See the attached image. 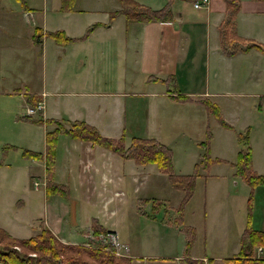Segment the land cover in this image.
Returning a JSON list of instances; mask_svg holds the SVG:
<instances>
[{
    "label": "rangeland",
    "instance_id": "rangeland-1",
    "mask_svg": "<svg viewBox=\"0 0 264 264\" xmlns=\"http://www.w3.org/2000/svg\"><path fill=\"white\" fill-rule=\"evenodd\" d=\"M11 1L18 3L17 0ZM19 1L24 3L23 0ZM95 1L77 0L75 8L71 10L57 8L58 0H30V6L36 9L32 11V24L35 25L33 21H36L38 17H45L47 20L46 32L43 37L50 43L48 59L42 57V52L38 50L37 46L33 50H24L28 53L27 57L10 53L11 50L8 49L5 56L0 53V60H2L0 70L11 71L8 78L14 79L16 71L22 68L28 71V74L34 79H38L37 74L43 73L44 64H46V71L50 77L55 59V55L52 53L55 36L51 32L69 26L70 32L79 36L76 46L84 48L83 52H87V66L80 63L81 65L77 67L76 75L79 76V82H75V87H81L83 85L81 80L89 77L94 79L96 87H102L105 84V75L109 79L110 77L113 79L109 80L112 82L109 86L113 85L119 67L115 54L122 52L123 48H117L115 43L108 49L102 45L107 38L106 34L117 33L123 29V24L112 29L106 27L115 19L112 14L123 8V3L121 0H105L103 5H98ZM190 3L192 2L190 1L188 6L193 8ZM98 25H104V27L94 30ZM188 26L186 25V28ZM196 27L204 29L203 24H196ZM196 34L198 35L197 40L201 43L204 32L201 33V37H199V33ZM2 38L9 42V39L3 35L0 36V42ZM24 40H22V44H24ZM27 47L28 45L25 48ZM198 51L197 60H200V65L203 64V71L202 73L199 71L202 69H196V71L199 74L198 78L202 77L206 80L208 53L206 50L202 53V48ZM82 58L84 59V57ZM131 65L132 57L130 55L127 74L129 77L136 78V73L131 71ZM89 72L92 74H87ZM121 74H123L122 69ZM165 85L168 89L176 92L182 88L175 77ZM140 88L144 89L143 86ZM141 89L127 88L129 93L124 95L122 100L107 97L110 110L107 109L106 113L103 108V100L98 113L97 106L100 102L98 98L96 99L97 95L94 94H85V96L74 94L70 100L75 108L73 109L71 105L69 107L73 109V114L79 118L97 120L96 124L105 128V130H101L98 126L103 135L115 139L123 137L126 146L136 140L134 137L139 139L156 138L167 144L173 151L175 174L197 173L196 163L199 162V174L196 177L190 200L186 205L183 204L187 197V188L182 185V182L174 181L170 172L164 171L155 162L139 164L134 159L133 161L124 158L119 152H115L103 144L76 139L62 133L59 134L56 147L59 166L55 167L54 164L49 169L43 159L44 166L41 163L42 167L38 169L41 180L36 181L35 185L50 196H55L53 207L51 208L52 205L49 204V209H44V211L42 209L43 215L50 218L52 228L66 232L69 237L66 236V240H63L58 233L51 227L49 228L65 243L88 242L93 240V238H89L88 234L90 226L95 223L94 219L99 218L107 228H120L122 231L124 240L121 238V250L117 253L116 249V255L138 254L135 251L137 248L141 250L139 254L158 250V252L168 254L164 258H174L173 255H185L189 244L187 227L194 229L192 232L195 235L193 243L198 237V243L201 245L206 241L207 231H212L213 237H217L226 229L228 232L226 237L231 240L234 237V231H237L241 225V221L238 220H242V223L245 224L249 212L252 222L260 226L264 213V190L250 188L251 186L244 181L243 177L237 174L236 165L231 164L236 168L234 175L224 160H217L219 156L228 155V153L220 151L217 145H213V141L223 137L224 131L231 132V127L222 124L213 107L206 102H204V106L191 109H187L186 105H179L180 110L176 108L174 116L167 115V111H169L167 108L160 109L159 113L151 112L153 96L145 93L138 94L139 91L142 92ZM161 89H163L161 84L149 88L150 91ZM208 95L203 99L211 100L212 96ZM51 98V96L48 98L47 112L50 115H56L54 113L56 111H50ZM64 101L66 100H61V104ZM161 102L166 101L159 100L158 107L163 108L164 104ZM256 103V108L260 112L258 118L263 119L264 107L260 106V100H256ZM0 104V138L5 140L2 141L4 142L2 150L6 152V142L22 146L32 137L34 133L32 129L37 130V127L40 126L30 122H15L12 115L13 105L10 103L9 96H1ZM42 104V107L36 109L39 116L45 114V109H47L46 103ZM28 106L31 107L32 104ZM208 106H210V110ZM25 109L24 105L22 112H25ZM223 109L226 112L225 105H223ZM245 115L246 110L243 108L242 119L245 118ZM241 144H244L243 141H240ZM8 151L11 154L19 153V150ZM21 151H25V148ZM229 155L232 158L236 157V153ZM201 157L203 158L202 162ZM216 161H219L218 164ZM20 163L22 162L20 161ZM219 173L220 176H216ZM222 174L226 175L221 176ZM50 178L58 183L69 182V194L60 189L56 192L44 189L48 187ZM251 195L254 198L250 207L249 198ZM181 215L183 219H180ZM44 221V218L40 221L41 229L45 227L43 226L45 225ZM229 227L230 229H228ZM101 235L103 234L96 233L97 237ZM102 243L99 242V245L102 246ZM18 248L20 249V247ZM205 248L204 243L200 249ZM28 251L31 255L37 254L34 250ZM84 257L88 258L89 255H84ZM133 257L136 263L150 264L154 261L149 256ZM178 258L180 257L175 259L181 264H189L184 261V258ZM207 264L230 263L224 258H216Z\"/></svg>",
    "mask_w": 264,
    "mask_h": 264
},
{
    "label": "crops",
    "instance_id": "crops-1",
    "mask_svg": "<svg viewBox=\"0 0 264 264\" xmlns=\"http://www.w3.org/2000/svg\"><path fill=\"white\" fill-rule=\"evenodd\" d=\"M23 1L24 3L17 0L18 3H14L11 0H0V36H6L9 39V42H6L2 38L0 53L5 56L8 49H10V53L27 57L28 53L24 50H33L37 46L38 50L42 52V57L47 60L50 43L43 37L46 32L47 20L45 17L37 16V20L33 21L35 25H33L31 21V18H33L32 11L36 9L30 6V0ZM76 1L71 10L75 8ZM137 1L153 9H161L170 5L171 16L167 20L139 22L129 21L125 14H119L106 26L112 29L123 24L121 31L106 34L107 38L102 45L108 49L115 43L117 48H123L122 52L115 54L119 67L113 85L109 86L112 83L109 80L113 79L111 77L109 79L105 75L106 80L102 87H96V82L92 77L81 80L83 83L81 87H75V82H79V76L76 75L77 67L81 64L87 66V52H83L84 48L76 46L79 36L70 32L69 26L62 30L73 37L72 40L60 42L56 38L54 39L52 53H54L55 59L50 77L46 71V64H44L43 73L37 74L38 79H34L33 76L28 74V71L22 68L16 71L14 79L8 78L11 71L7 69L0 70V100L1 96L4 95L10 97V103L13 105L12 111L14 114L12 113V115L14 121L18 123L21 121L30 122L40 126L37 127V130L32 129L34 130L32 137L22 146L6 142V152L2 150V143H4L2 141L5 140L0 138V149L2 151L0 154V226L7 229L13 236L27 238L38 233L41 230L40 221L43 218L45 220L43 226L51 227V220L45 214L43 215L42 209L43 211L49 209V204L52 205V208L55 196H50L46 191L43 192L35 185L36 181L41 180L38 169L42 165L44 166L43 163L45 162L43 159L34 158L27 154L28 150L45 153L47 148V122L45 120L34 121V118L40 116L27 113V106L30 104L36 105L39 101L46 103L47 109H45V114L42 115L44 119L48 117L82 119L73 114L75 105L70 99L74 94H83L82 96H85V94L97 95L96 99L98 98L100 102L97 111L99 113L101 101L103 100V108L106 113L107 109L110 110L107 97L122 100V97L129 93V89L126 90L127 88L136 87L141 89L140 87L143 86L144 89H141L142 92L139 91L138 94L145 93L153 96L151 112L159 113L160 109L167 108L169 109L167 115L174 116L176 108L180 110L179 105H186L187 109L204 106L203 98L209 94L208 96H212L213 103L219 106L222 117L231 124L230 130H232L231 132L224 131L223 137L213 141V145H217L220 151L228 153V155L224 154L219 158L230 166L235 175L236 168L231 165V162L237 160L243 145H240L237 133L247 131L253 149V167L258 173L264 174V118H258L260 112L256 108V100H260V106L264 107V61H262L264 49L254 45H251L248 49L240 46L232 54L223 49L221 26L227 17L226 0H209L208 5L202 6H196V0ZM190 1L193 8L188 6ZM95 2L98 5H103L105 0H96ZM58 5L57 8H62L64 5L63 0H58ZM234 22L236 33L245 39L242 40L241 45L246 46L249 39L264 45V0H241V8L235 14ZM196 24H203L204 29L196 27ZM186 25H189L188 28H186ZM102 27L104 25H98L94 30ZM203 32L204 36H202L201 43H199L196 33H199V37H201ZM113 36L115 38H112ZM23 39H25L24 44H22ZM26 45H28L27 48H25ZM200 48L203 50L202 53L204 50L208 53L206 80L202 77L198 78L199 74L196 71V69H202L199 70L201 73L203 71V64L200 65V60H197L198 49ZM130 55L132 57L131 71L136 73V78L129 77L127 74ZM1 64L2 60H0V66ZM194 64L196 65L194 66ZM121 69L123 74L120 75ZM87 74L91 75L92 73ZM174 77L182 87L178 92L168 89L165 85L170 83ZM158 84H161L163 89L149 90L151 86ZM50 96L52 97L50 111H56L54 112L56 115H50L47 112ZM64 96L65 99H63ZM183 97H189V99L182 100ZM160 99L166 101L161 102L164 104L163 108L158 107ZM61 100L66 101L61 104ZM222 104L226 106V112L224 109L222 110ZM24 105L26 109L25 112H22ZM70 105L73 106V109L69 107ZM243 108L246 110V115L242 119ZM134 110L136 109L134 108ZM84 120L96 127L99 126L101 130H105L103 126L96 124L97 120ZM23 148H25V151H21ZM8 150H19V153L11 154ZM234 153H236V157L232 158L229 154ZM16 157L17 160H15ZM57 157L58 152L56 151L55 167L59 166ZM200 160L202 162L203 158L201 157ZM20 161L22 163L19 164ZM218 162L216 161V164ZM25 168L26 172L24 173ZM225 175L222 174L221 176ZM216 176H220V173ZM60 183L65 185L61 191L69 194V182ZM248 185L250 184L248 183ZM44 189L49 191L48 187ZM258 189L264 190V185H260ZM250 200L251 196L249 205ZM250 216L251 213L249 212L245 224L242 223V220H238L241 221V225H239L237 231H234L235 234L231 240L226 237L228 233L226 229L217 237L215 235L213 237L212 231H207L205 234L206 241L204 242L205 249H200L204 243L200 245L198 237H196L195 243L192 244L190 250H186L184 256L173 255L174 258H199L203 259L206 264L216 258H224L228 262L241 250L242 236L247 225L251 223V226L255 229L264 231V213L260 226L254 224ZM52 229L63 240H66V236H68L66 232ZM114 230L124 240L121 229L116 228ZM223 249L225 250L223 251ZM135 251L138 254H131L135 257H167L168 255L158 252V250H150V252L142 254H139L140 249L135 248ZM253 252L259 258H264V242L254 244ZM0 264L8 263L0 261Z\"/></svg>",
    "mask_w": 264,
    "mask_h": 264
},
{
    "label": "trees",
    "instance_id": "trees-1",
    "mask_svg": "<svg viewBox=\"0 0 264 264\" xmlns=\"http://www.w3.org/2000/svg\"><path fill=\"white\" fill-rule=\"evenodd\" d=\"M76 0H63V9H72ZM123 8L115 11L112 17L119 14H125L127 20H135L139 22H148L152 20H167L171 16V7L167 5L161 9H153L140 3L137 0H121ZM227 2V17L221 26V35L223 49L227 53H235L238 48L244 47L248 49L251 45L258 46L264 49V45L249 39L246 46L241 45L242 40L235 31V14L241 8V0H226ZM37 34V33H35ZM51 34L55 36L58 41H69L70 37L64 30L52 31ZM37 36V35H35ZM189 97H183L182 100H187ZM208 105L212 106L214 112L220 118L222 124L229 125L221 115V112L216 103L212 100L207 101ZM210 106H208L210 110ZM47 122V148L45 153L39 151L28 150V155L38 159H44L49 169L55 164V155L57 140L59 134L66 133L74 138L89 140L94 143H100L108 148L119 152L124 158L134 159L136 163L148 164L155 162L164 171L170 172L174 181L182 182L187 190V197L183 204H187L192 196L195 186L196 177L199 174V163L196 164V172L191 174H175L173 170V151L167 144L157 140L156 138L139 139L129 146L125 145L123 137L115 139L114 137L105 136L94 125L84 119H70L68 117L55 118L48 117L44 119L42 116L34 118V121ZM238 139L243 141V146L239 151L236 161L232 164L237 166V174L252 187L258 188L264 185V174L258 173L253 167V149L249 142L248 132H238ZM217 160H222L218 158ZM209 163V162H208ZM64 184L56 182L54 179L48 181L49 192H55L58 189L62 190ZM253 196L251 195L250 206L253 203ZM180 219H183L182 215ZM92 230L96 234L107 233L109 229L100 223L99 219H94ZM189 235V244L187 250H190L195 235L192 234L194 229L187 227ZM264 242V231L255 229L251 223L247 226L242 236V248L237 255L230 258L228 262L233 264H264V258H259L253 252L254 244ZM20 247V249L18 248ZM28 250H34L37 254L31 255ZM84 255H89L85 258ZM154 261L150 264H181L175 258L151 257ZM0 261L8 264H142L134 262L133 255L118 256L113 248L110 250L102 247H88L81 243H65L58 238V236L48 226L27 238H20L13 236L7 229L0 226ZM189 264H205L203 259L199 258H184Z\"/></svg>",
    "mask_w": 264,
    "mask_h": 264
},
{
    "label": "built area",
    "instance_id": "built-area-1",
    "mask_svg": "<svg viewBox=\"0 0 264 264\" xmlns=\"http://www.w3.org/2000/svg\"><path fill=\"white\" fill-rule=\"evenodd\" d=\"M209 4V0H196L195 1V5L196 6H202V5H208ZM43 104L40 103L38 107H42ZM29 112H35L36 111V108H32L30 107L29 109ZM91 237V239L93 238L94 240H98L99 238L103 239L104 241H106L107 243H109L108 246H106V248H110L111 246L114 247L115 249V252H116V249H117V253L120 252L121 250V240L119 238V235L115 232H110L108 235H104V236H96V235H93V234H89V238ZM89 245H94L93 243H87Z\"/></svg>",
    "mask_w": 264,
    "mask_h": 264
}]
</instances>
